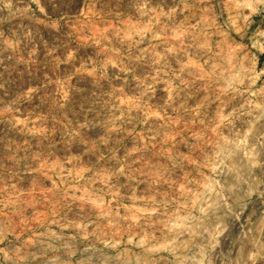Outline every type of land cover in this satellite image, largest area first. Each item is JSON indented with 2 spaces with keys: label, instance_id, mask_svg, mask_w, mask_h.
<instances>
[{
  "label": "rangeland",
  "instance_id": "374dc122",
  "mask_svg": "<svg viewBox=\"0 0 264 264\" xmlns=\"http://www.w3.org/2000/svg\"><path fill=\"white\" fill-rule=\"evenodd\" d=\"M264 0H0V264H264Z\"/></svg>",
  "mask_w": 264,
  "mask_h": 264
},
{
  "label": "built area",
  "instance_id": "2783aa9c",
  "mask_svg": "<svg viewBox=\"0 0 264 264\" xmlns=\"http://www.w3.org/2000/svg\"><path fill=\"white\" fill-rule=\"evenodd\" d=\"M261 39L264 41V25L261 28Z\"/></svg>",
  "mask_w": 264,
  "mask_h": 264
}]
</instances>
